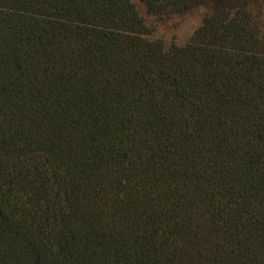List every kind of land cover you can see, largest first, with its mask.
I'll use <instances>...</instances> for the list:
<instances>
[{"label": "trees", "instance_id": "16d2710c", "mask_svg": "<svg viewBox=\"0 0 264 264\" xmlns=\"http://www.w3.org/2000/svg\"><path fill=\"white\" fill-rule=\"evenodd\" d=\"M0 264H264V0H0Z\"/></svg>", "mask_w": 264, "mask_h": 264}, {"label": "rangeland", "instance_id": "374dc122", "mask_svg": "<svg viewBox=\"0 0 264 264\" xmlns=\"http://www.w3.org/2000/svg\"><path fill=\"white\" fill-rule=\"evenodd\" d=\"M137 5L141 14L146 18L151 37L161 38L167 43H176L179 45L187 43L192 38L204 16V12L193 10L157 17L148 15L141 3L138 2Z\"/></svg>", "mask_w": 264, "mask_h": 264}]
</instances>
